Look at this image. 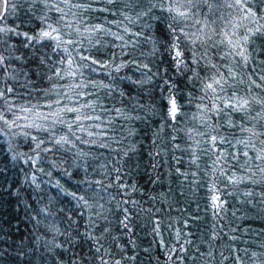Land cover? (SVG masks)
Returning <instances> with one entry per match:
<instances>
[{
	"label": "trees",
	"instance_id": "trees-1",
	"mask_svg": "<svg viewBox=\"0 0 264 264\" xmlns=\"http://www.w3.org/2000/svg\"><path fill=\"white\" fill-rule=\"evenodd\" d=\"M227 2L180 21L178 65L167 0L14 1L0 42V264H264V36L245 43L253 24ZM245 6L264 15V0ZM48 24L59 48L37 38Z\"/></svg>",
	"mask_w": 264,
	"mask_h": 264
},
{
	"label": "snow or ice",
	"instance_id": "snow-or-ice-1",
	"mask_svg": "<svg viewBox=\"0 0 264 264\" xmlns=\"http://www.w3.org/2000/svg\"><path fill=\"white\" fill-rule=\"evenodd\" d=\"M3 2L5 4L8 3V0H3ZM41 2L46 3L47 0H41ZM65 3H67V0H64ZM107 2L112 3L114 2V0H107ZM163 2L164 0H161V3L159 4H152V7H161L163 8ZM167 2L170 4V6L167 8V11L169 13H174V15L172 16L173 21L176 22V27H173L172 24L168 25V29L169 31L173 34L172 39H173V43H172V49L174 51V57L173 59L177 62V64H183L184 61L181 60V57L183 55V53L181 51L176 50L178 48V41L180 40V34H183L185 37L188 36V34L184 31V28L180 26V21L181 20H189L192 19L193 17H196L199 12L202 9V6L204 5H209V7H211L210 4V0H167ZM212 2L216 3L217 6V10H219L220 7L223 6H227V7H232V4H229L227 2V0H212ZM247 3V0H235V4L240 5V7L243 9V11L247 14L246 18L249 19L250 23L253 24L252 28H248L247 29V33L242 39L245 43H247L252 36H255L257 34L264 36V24H259L258 21L260 20H264V15H260L258 16L256 12H254L251 8H247L245 5ZM76 7H83L82 4H78V5H74ZM13 8H15V4L12 5ZM57 11L62 12L63 9L59 8V6L57 5ZM149 11H151V8H149ZM141 15H144V13H141ZM127 18V17H126ZM64 17L60 16L57 19V23L59 24L61 21H63ZM134 22V21H133ZM197 23H199L200 21L197 20ZM229 23H231V21H229ZM5 31V29L0 28V32ZM127 31V29H126ZM55 33V35H53ZM27 35V34H24ZM115 35V34H113ZM133 35L139 36L140 33H134ZM39 39H48L54 42L53 47L55 48H59L61 46V37H60V29L58 27H55L51 24L46 25V27L44 29L41 30L39 37H37ZM119 39H123V37H118ZM73 41L68 40L66 41V43H72ZM229 44L235 49L237 47L242 48L243 49V45L241 44V42L238 40L235 43H233L231 40H229ZM64 51L66 52L67 49H64ZM237 55L240 56L243 60L244 63L248 62V55L246 53V50H241L239 52H237ZM81 59H87L86 57H81ZM63 62V61H62ZM68 64H71L72 61L69 59ZM93 63H96V61H93ZM0 66H3V58L0 57ZM185 67H187V64L184 65ZM84 67H88V65H84ZM145 67H147L145 65ZM215 67V66H213ZM57 75H59V73H56ZM70 75H74V73H69ZM229 74L232 78H235V73L229 69ZM261 80H264V77H261ZM227 84V80L223 77V75H221L220 79H215L214 83L216 85H220L221 86V90L223 91V84ZM253 83H255L253 81ZM80 85H77V87H79ZM207 88L212 89L213 92L216 91L215 87L213 86L212 83H209L207 85ZM9 92L12 91L11 88L8 89ZM3 91L0 90V100L3 99ZM231 99V98H230ZM257 103H264V101H256ZM168 103L170 105L169 108V112L168 115L172 118L175 119V116L177 114L178 111V107H177V102L176 99L174 97H172L170 95L169 99H168ZM249 104V101L246 99H242L239 102V105L236 104H231L230 107H232V109L234 111H239L241 108H246ZM89 107H92L91 105H89ZM6 110L10 111L11 110V106H9ZM68 111H79V109H68ZM119 113V109L116 110ZM88 119H91V116L86 117ZM97 120L100 119V117H95ZM0 119H3V116L0 115ZM7 123V121H5ZM32 126V125H30ZM35 127L39 128V125H35ZM247 131L251 132V129H247ZM91 135V133H90ZM253 135H258L256 133H253ZM259 135H264V133H261ZM63 139V138H62ZM213 141H216V137H212L211 138ZM60 141H57V143H59ZM224 139L222 138L220 140V143H224ZM261 143H264V141H261ZM99 147H107V145L101 141V143L99 144ZM178 147V146H177ZM245 156H247V153H244ZM257 159H264V157L258 156ZM261 172H264V168L260 169ZM242 179H234L231 176L228 177V180L231 184H239L242 182ZM99 183V181L97 182ZM213 192L216 191L215 186H213L212 189ZM246 195H251V192L245 193ZM74 198H75V193L71 194ZM80 201H84L85 204H87V201L84 200L83 196H80L78 198ZM212 207L214 209H216L217 214L219 213L220 210L224 209V204L226 203V201H223L220 199V196L217 195H213L212 198ZM95 251L98 253L99 252V248H95ZM87 255H85V257L83 259H87ZM96 259L99 262H102V264H106V261H104V257L103 256H97ZM80 260L81 258L79 257V254L77 253L74 258H73V264H80Z\"/></svg>",
	"mask_w": 264,
	"mask_h": 264
},
{
	"label": "rangeland",
	"instance_id": "rangeland-1",
	"mask_svg": "<svg viewBox=\"0 0 264 264\" xmlns=\"http://www.w3.org/2000/svg\"><path fill=\"white\" fill-rule=\"evenodd\" d=\"M14 1L16 2V0H8L7 4L4 3V5H5L4 6V12H3L4 14H3L2 19L0 20V28L5 29V31L0 32V42L4 41L6 36H8L10 34V31L7 28L6 23H7V21H9L13 17L11 14V9L13 8L12 5H13Z\"/></svg>",
	"mask_w": 264,
	"mask_h": 264
},
{
	"label": "water",
	"instance_id": "water-1",
	"mask_svg": "<svg viewBox=\"0 0 264 264\" xmlns=\"http://www.w3.org/2000/svg\"><path fill=\"white\" fill-rule=\"evenodd\" d=\"M4 2L3 0H0V18L2 17L3 15V12H4Z\"/></svg>",
	"mask_w": 264,
	"mask_h": 264
}]
</instances>
